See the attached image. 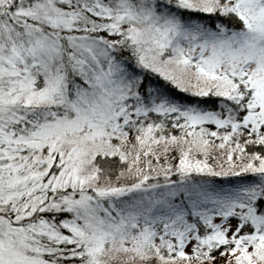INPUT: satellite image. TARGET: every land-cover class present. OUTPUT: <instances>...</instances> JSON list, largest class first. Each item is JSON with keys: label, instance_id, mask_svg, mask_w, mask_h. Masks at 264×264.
Instances as JSON below:
<instances>
[{"label": "rangeland", "instance_id": "374dc122", "mask_svg": "<svg viewBox=\"0 0 264 264\" xmlns=\"http://www.w3.org/2000/svg\"><path fill=\"white\" fill-rule=\"evenodd\" d=\"M165 5L217 18L236 12L247 30H212ZM101 33L130 43L138 61L184 94L220 96L221 111L167 96L161 106L174 121L147 119L141 78L115 60ZM69 69L76 79H67ZM244 75L254 101L241 126L257 131L248 142L264 143V0H0V264H47L39 247L50 246L55 260L57 243L80 264H264V212L254 207L264 182L227 195L187 180L264 171V157L206 127L238 129ZM158 93L152 88L149 101ZM29 106L41 110L33 118L18 112ZM97 155L125 167L100 177ZM174 175L186 182L141 188ZM65 189L96 195L58 226L33 220L49 193ZM181 192L212 233L199 234L187 204L167 202ZM245 219L253 232L238 235Z\"/></svg>", "mask_w": 264, "mask_h": 264}, {"label": "trees", "instance_id": "16d2710c", "mask_svg": "<svg viewBox=\"0 0 264 264\" xmlns=\"http://www.w3.org/2000/svg\"><path fill=\"white\" fill-rule=\"evenodd\" d=\"M165 7L181 19L196 20L198 22L204 23L207 27H209V29L214 30L216 28L215 29L216 31H220L222 26H224V29H229V30L231 29L242 30L244 29L245 26L243 20L240 18L238 14H236V12L228 14L227 18H217L215 15L207 14L203 12H194L192 10L183 8L180 5H175V6L165 5ZM218 25H220L221 27L219 26L218 28ZM98 35L106 38L107 48L110 49V52L115 58V60L126 65L128 70L133 75L139 76L141 78V84L139 85V92H141V94L144 97L143 101L145 102V105L151 109L144 114V116L147 119H150L151 121H155L162 125H166V121H167L168 123L167 126L170 125L169 124L170 121H174V120L166 119V117L169 114L163 112V108L167 107V105L161 106V104L164 101V98L167 96L173 100L179 101L181 107H188V106L193 108L199 107L201 108V110L211 111V112L221 111L220 102H222L223 99L220 96H209V95L192 96V95L184 94L183 92L173 87L166 80L162 79L158 74L153 73L151 70H148V68H146L140 61H138L134 50L131 48L132 46L130 43L128 42L118 43L116 42V40L113 41L112 39H111L112 41H109L110 38L105 33H101ZM58 41L60 43V49L65 50V46H66L65 39L63 37L58 38ZM67 67L70 66L67 65ZM71 77L76 79L71 69H69L67 79L70 80ZM239 86H240V90H241L240 93L242 98L240 105L235 108V116L237 118V121L240 123L238 129H234V128L232 129V127L231 128L227 127L223 129L220 127L216 128L211 124H207L206 127L208 128V131H211V133L212 132L215 133L217 131V134L223 136L224 139L232 138V142H234V140H240L242 144L238 148L239 151L247 155H255L261 158L264 157V143L260 141H256L257 139L254 140V142H248L249 140H247L248 136L255 138L257 135V131H254L251 135H247L246 130L243 128V126H241V121L243 122L245 118L248 116V114L251 112V110H249L248 103L252 101L253 93L250 90L247 82L240 81ZM152 88L159 91V93L158 96L156 97L155 95V98L150 102L149 95L152 92ZM155 93L156 92H154V94ZM152 102L155 103V106L153 108L151 107ZM14 109L15 111H17V109H20V111L18 112L23 113V115L25 114L27 118L30 117L33 118L34 113H37V110H41L40 108H35L31 106H29V108H24V109L22 107L17 109L14 108ZM45 110L46 108L43 111ZM13 123L11 122L10 125ZM258 130L260 132V136L262 135L261 138H264V123L260 125ZM94 163L98 169V175L103 178L116 176L119 173V171L125 167L124 162H122L120 158L117 156L110 157V156L97 155L94 158ZM175 177L178 176L174 175L166 178L153 179L150 180L145 185L141 186V188H143V190L155 189L161 186L174 185L175 183L186 182V179L183 178L177 179ZM188 179H190L191 182L193 181L197 183L201 182L204 184L208 183L211 185L210 189H212L213 191H217L219 194H227V193L234 194L243 188L245 189L247 185L258 184L259 182L263 183L264 171L241 172L234 175H224V176L192 175L190 178L187 177V180ZM203 192L204 194H207L209 197H212L209 194L211 192L206 191L205 189L203 190ZM95 195H96L95 192L91 189H87V190L65 189V190H58L53 194L49 193L47 197V201L45 202L44 205L45 209L37 210L36 213L33 214L32 218L33 220L44 219L49 222H53L54 225L58 226L62 221L70 219L73 212L72 209H76L77 207L81 206L80 200L83 199L86 200L87 198L90 200L91 198L93 199ZM198 195L199 194L197 193V196ZM203 196L200 195V198H202ZM63 197L66 198V200H63L64 199ZM189 197H192V195H190ZM166 199H168L167 202L172 205H176L180 203V204H187L188 206L190 204L187 202L185 193H182L178 197L174 198L172 201H170L168 197H166ZM95 200H97V202H100L101 198L98 197ZM256 201L257 203L254 206L255 209H257L258 212H264V198H260V199L258 198ZM49 203H51V207ZM61 203L63 204L66 203L65 207L67 208L65 207L61 208L60 206ZM188 212L190 214L189 206H188ZM196 222L198 226V231L201 235H206L210 232L204 227L200 219H196ZM243 225H244L243 229L241 230V232H239L238 235H246V234H251L253 232V226L251 225L249 220L245 219ZM11 226H16V224ZM46 244L47 243H45V245ZM54 245L55 247L53 248L52 252L54 256H57L55 260L49 257L48 254L45 253L46 251L48 252L50 246L49 247L46 246L43 248L42 246L39 247V252H41L44 262H46L47 264H51V262H55L56 264H80L78 263V259L75 257L61 256L63 253L68 254V252H66L68 247L67 245H63L62 243H57ZM70 252L71 250L69 251V253ZM215 253H219V252L215 251Z\"/></svg>", "mask_w": 264, "mask_h": 264}]
</instances>
